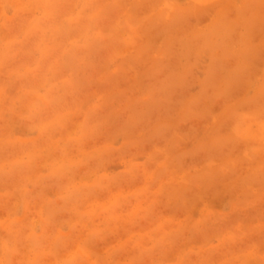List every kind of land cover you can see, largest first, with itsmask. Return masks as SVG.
Here are the masks:
<instances>
[{"label": "clouds", "instance_id": "9594fccd", "mask_svg": "<svg viewBox=\"0 0 264 264\" xmlns=\"http://www.w3.org/2000/svg\"><path fill=\"white\" fill-rule=\"evenodd\" d=\"M0 264H264V0H0Z\"/></svg>", "mask_w": 264, "mask_h": 264}]
</instances>
